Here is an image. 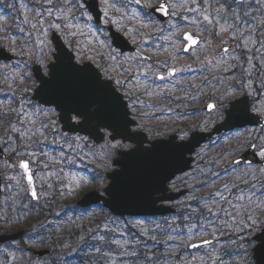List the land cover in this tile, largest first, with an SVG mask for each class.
<instances>
[{"label":"snow or ice","instance_id":"1","mask_svg":"<svg viewBox=\"0 0 264 264\" xmlns=\"http://www.w3.org/2000/svg\"><path fill=\"white\" fill-rule=\"evenodd\" d=\"M101 2L104 5L103 15L106 20L110 19V10L121 11L114 0H101ZM134 2L137 5L141 4V0H134ZM190 3L195 7L188 6L189 0H184V3L179 5L185 11L196 14L191 18L184 16V21L189 24L206 23L211 25L214 34L222 37L218 48L219 58L201 61L204 65L200 69V76L203 77L201 85L203 87L222 86L223 80L227 79L224 74L235 78L234 69H241L238 85H233L231 92L226 88L224 92L220 93L217 103L206 106L208 111L223 115L220 113L223 100L236 93H242L243 98L232 103L231 111L227 113L228 120L256 118L258 122L259 117L264 116V78H261L264 77V0H231V3L229 0H218L219 6L213 9L214 15L208 12V9L212 7L209 0H190ZM8 7L16 9L17 0H12ZM122 7H127V3L122 4ZM21 9L34 14L32 17L34 23H31V28L39 33L40 38L33 40V33L26 31L24 27H19V34H26L29 43L39 49L41 56L48 48L49 40L45 38L49 36V33L53 36L63 33L70 38V43L75 42L72 38L84 36L85 30L92 36H96V32L92 31L88 23H85L83 28L80 26L81 20L90 21L93 18L88 9L87 0H31V3L19 0L17 11ZM152 10L164 16L177 15L176 6L170 7L167 0L153 6ZM124 14L121 13V15ZM201 14L202 20L200 19ZM133 18H135V13H133ZM0 20H3V16H0ZM21 23L29 24V18L25 16ZM241 25L244 27L241 28ZM146 26L141 25V27ZM8 31V28L0 26V32ZM16 35L13 33L12 37H0V39L9 41L7 49L0 46V60L4 61L3 64H0V68L12 70L11 75L0 73L3 76L4 84L9 88L28 80V72H22V74L15 72L16 69L21 68L23 60L16 61L14 64L10 63L13 57H31L33 54L31 50H28V45L19 46V52L17 51ZM225 36L232 40L235 46L229 45L227 39H223ZM182 40L185 42L181 49L183 52H188L201 42L198 34L194 37L190 32L184 33ZM48 50L52 51L50 48ZM6 52L11 54L7 55ZM111 59L115 61L119 57L113 55ZM139 59L149 58L139 57ZM54 60L55 62L51 65L44 63L43 60L34 61L38 65L35 72L36 79L39 81V85L34 90L17 89L19 95L16 92L5 93L4 99L10 101L7 105H4L3 100H0V125L7 122L5 132L0 134V154L6 147L13 155L37 156L35 149L32 151L26 149L33 148V145H47V137L51 135L53 137L52 144L59 149L62 161L74 164L76 160L83 159L80 149L87 143L88 137L100 136L103 138L106 135L110 141L105 145L109 154L113 150L122 147L131 148V145L135 144L138 147L131 148L127 155L134 156L138 152L150 155L157 146L144 147V138L140 135L142 126L136 122L137 117L131 115L130 109L139 112L142 107H153V105H144L140 99L141 95L167 98L164 92L150 91L149 86L154 84L155 80H168L175 87L176 81L172 78L178 72L193 71L191 68L177 69L174 66H167V74L164 75L153 70L151 65H144L143 67L147 71L129 72L122 69L131 75L132 79L121 80L107 75L102 78L101 74L95 71L92 66L87 63H79L77 56L70 52L54 53ZM23 68L31 71L27 63H23ZM42 68L43 71H41ZM206 70L207 75L205 74ZM104 71L107 72L108 69H104ZM254 72L258 74L256 86L252 79ZM149 73L152 75L150 76ZM141 80H143V84ZM129 84L132 85L131 89L127 88ZM156 87H160V85H156ZM193 87H197L198 90L200 88L196 85ZM121 89L124 91L121 92ZM165 89L167 90V86ZM189 98L197 99L195 96L186 95L183 97V99ZM249 98L255 103H251ZM176 99L181 98L177 97ZM12 116L22 128L16 127L15 123L8 119ZM53 117L63 119L66 125L64 131L57 128V120ZM139 118L143 119L144 113H139ZM69 131L73 133L71 137L68 135ZM80 132L86 135L80 136L78 134ZM38 135L39 138H37ZM179 139L183 140L184 137L181 136ZM17 140L20 141L19 144ZM25 141H32V143L28 144ZM121 141L129 143L123 145ZM174 147L183 149L187 146L176 144ZM17 148H22V151L17 152ZM188 150L191 151V149ZM40 154L47 155L46 152ZM121 154L123 155V153ZM258 155L264 158V145L260 146ZM231 163L233 165L244 164L241 179L247 186L246 190L238 183L232 184L231 187L224 184L222 190L209 194L210 204L205 203L202 208H193L190 204H186L181 212L182 219L174 216L171 220L163 222L154 220L152 221L154 227L151 228L143 227L141 221L132 222L131 227L138 228L139 231L128 232L127 239L123 229L117 231L116 228L104 227L101 229L98 227L96 231L99 234L92 237L96 243L91 245V249L96 254V264H113L111 259L113 252L124 258L122 264H127L129 259L131 264H159L161 257L157 255V246L161 243L158 240L161 234H167V239L163 241L165 246L169 244V241L175 240L177 241L175 246L183 248L185 252L188 249L212 246L213 240L219 239L218 234L220 236L227 234L228 240L232 243L235 242L232 239L233 236H237L242 241L240 244L242 252L238 254L244 257V264H248L246 258L248 247L252 244H255L253 257L256 264H264V167L249 171L253 168V164L252 161H246V158L233 159ZM8 167H19L23 170L27 181L24 191L31 197V200L38 201L41 194H38L34 185L29 161L21 160L17 165L9 164ZM215 175L218 177L219 173ZM9 179H15V177ZM201 183L208 186L207 181ZM6 187L10 186L6 185ZM105 195L112 196V192L106 190ZM178 219H180L182 227L174 226ZM124 227L125 229L128 227V222ZM257 228L260 229V233L253 236L252 234L256 232ZM204 232H207L211 238H204L202 236ZM105 233H113V235L108 236ZM117 235L119 239L116 238ZM182 237H186V239H181ZM194 237L199 238L200 242H192ZM148 241L152 243L149 244ZM113 245L116 247L113 248ZM79 251H83V249H79ZM66 255L71 256L72 252L70 251ZM180 255L183 256V253ZM207 255L208 260H205L203 255H192L190 259L184 260L183 264H209V261L210 264H232L233 253L229 249H224L222 254H215V248H213V252ZM168 256L175 258L176 253L169 252ZM225 257L229 259L226 260ZM64 264H68L67 260Z\"/></svg>","mask_w":264,"mask_h":264},{"label":"rangeland","instance_id":"2","mask_svg":"<svg viewBox=\"0 0 264 264\" xmlns=\"http://www.w3.org/2000/svg\"><path fill=\"white\" fill-rule=\"evenodd\" d=\"M99 1L103 12L104 5L101 0ZM142 1H144L147 6L151 7L159 3L160 0ZM11 2L12 0H0V5H2V7H0V16H3V20H0V26L9 29L8 32H0V37H12L13 33H16L17 51L19 52V46L28 45V50H31L33 54L31 57L24 56L23 58L15 56L16 59L10 63L14 64L16 61L23 60V63H27L30 69L32 68V65L35 64L34 61L37 60H43L44 63L49 64L54 60L53 54L55 52L54 45L51 42V33H49V36L45 39L49 40L48 48L52 49V51H49L48 48H46L41 56L39 54V49L35 45L29 43L26 34H19V27H24L26 31H31L33 33V40H38L40 38L39 33L31 28V23H34V20L32 19L34 14L23 9L17 11V9H19V0H17L16 9L8 7V4ZM24 2L31 3V0H24ZM209 2L212 7L208 9V12L214 15L213 9L219 6L218 0H209ZM125 3H127L126 9L118 7L121 9L120 12H116L114 9L109 11V20H106L103 15V24L101 25H95L93 20L80 21L81 28H83L85 23H88L91 26L92 31L96 32V36H92L91 33H88L87 30H85L84 36L72 38L75 42L70 43V38L66 37L63 33H58L69 49L74 52L75 56H77L79 63L90 61L102 69V63L110 62L114 64V66L112 69L109 68L105 73L109 75L111 72V75H118L122 78H126L128 75L127 72L124 73V71H122V64H128L126 70L129 72V69L131 68H138L139 70H142L139 66L141 65L140 63L135 65L134 60L128 58L134 57L133 55H117L118 51H116L117 49L112 46L111 39L105 27L108 24H112L125 36L133 37L135 40L145 37L149 33L153 34V31H159V27H154V24L152 27L149 26V22L145 20L142 13H137L134 9L129 7L130 5H128V2ZM181 3H184V0H169L170 7L175 5L177 12V15L171 16V19H178L181 17V20L184 21V16L191 18L196 15L180 8L179 5ZM229 3H231V0H229ZM188 6L195 7V5L190 3V0ZM121 13L125 14L121 15ZM133 13H135V18H133ZM25 16L29 18V24L21 23ZM200 19L202 20V14L200 15ZM221 23H223V21H221ZM142 24L147 26L141 27ZM242 26L243 25H241V28ZM187 30L191 31L195 35L198 34L202 38L203 42L200 44L198 49L189 53V55L184 56L183 51L181 50L183 45L182 40L178 39L181 46L179 51L180 55L175 53L177 48L175 50H167L166 47H162L160 50L166 52L163 54H167L168 51L174 52L175 54L170 59L173 63L177 62L183 69H193V72L197 73V78L195 80L193 78V84L198 86L203 79V77L200 76V69L204 67L201 61L219 58L220 53L218 52V48L221 44L222 37L214 34V30L211 25H207L206 23L189 24L188 22H186L185 26L180 28L178 32L173 34V36L179 38L182 36L183 32ZM223 39H227L228 44L233 42L226 36L223 37ZM8 45V40L0 39V46L7 49ZM113 55H117L119 59L115 61L112 60L111 56ZM163 56L164 58L166 57L165 55ZM89 57H91V59H89ZM23 63L21 64V68L16 69L15 72L17 74L28 72V80L19 82L17 85L9 88L6 84H4L3 76L0 75V100H3L4 105L10 103L9 100L4 99L5 93L16 92V94L19 95L17 89L29 88L30 90H34L37 86V82L33 78L32 69L31 71L24 69ZM0 64H3V62H0ZM103 69L105 68L103 67ZM138 69L136 72H138ZM234 71L236 73L235 78L231 75L224 74L227 76V79L223 80L222 86L216 85L215 87H203L201 85L199 90L197 87L190 89L185 83H182L184 80H179L177 82L178 84H175V87L171 84L167 90L162 86L156 87L157 82L155 81L154 84L149 86L150 91L164 92L167 98L142 95V103L144 105H153V107H142L139 109V112L134 110L136 113H144V118H139V124L142 126L141 130L145 131L151 140L175 136L177 141L181 140L179 139L181 136L184 137L183 140L188 139L190 133L195 130H211L217 123L221 122L225 118V110L228 108L229 102L243 95L242 93H236L235 95L224 99L223 107L220 108V113H223V115L212 112L208 113L203 109V106L207 104L208 101L212 100L217 102V97L220 93L224 92L226 88L229 92H231L232 86L238 85L241 69L237 68L234 69ZM0 73L11 75L12 70L0 68ZM205 74H208L207 70ZM257 75L258 74L254 72L252 77L254 86L258 84ZM187 81L191 82V78H188ZM141 83H144L143 80H141ZM213 84H215V82H213ZM181 85H183L182 88L180 87ZM186 95L189 97L195 96L197 99L193 100L191 104V98L183 99ZM177 97H180L181 99H176ZM253 103H255L254 100ZM10 118H12L11 121L15 123L16 127L22 128L19 123L15 122L14 116ZM53 118L57 120V128L61 130L58 117ZM6 127V122L0 125V134L5 132ZM68 135L70 137L72 136V134ZM37 138H39V135ZM57 139L59 138L57 137ZM47 140V145H33V148L26 149L27 151H32L33 149L36 150L37 156L33 157L26 155H13L6 147H4L6 152L9 154V158L0 160V171L4 178L3 195L0 201V225L8 223L9 220H12V222L8 223V225H16V228L25 229L28 225V218L25 213L31 210L32 201L24 191L27 186L18 168L8 167L9 164L15 166L20 159H27L30 161L36 185L38 187L39 194H41L40 201L43 202L45 208H52L51 211L54 215L52 224L55 226V230L57 231L58 236L62 239L63 244L62 246L60 245L57 247L55 251L52 250L50 255L36 258L27 252L25 247L32 246L35 248H47V246L41 245L40 241L42 240V237L37 238V236L35 237L33 233H30L31 235L27 234L22 241H16L0 247V264H53L50 259L58 258L63 255L69 257L66 254L70 251L72 252L71 256H73V253L80 249L81 244H95L96 241L93 240L92 237L99 234L96 231L98 227L101 229L104 227L116 228L117 231L123 229L126 232L125 238L127 239V233L134 232L133 230L135 229L131 227L132 222L141 221L143 227L150 226L148 223L149 221L143 218L131 219L124 217L125 219H123L122 217L108 215L105 211H103L104 208L101 206L89 208L88 210L83 211L80 210L81 208L77 205V201L89 191L96 190L101 194H104L103 191L109 183V179L106 174L107 172L114 170L113 159L117 156L119 149L124 150L129 149L130 147H122L113 150L109 154L108 148L105 147V145L110 143L108 139L100 145H95L88 139L87 143L82 145L80 149L83 153V159H78L74 164H70L66 161H62L59 149L52 144L53 137L48 135ZM17 143L19 144L20 141L17 140ZM25 143L31 144L32 141H25ZM121 144L127 145L128 143H123L121 141ZM252 144H256L257 147L264 145V128L249 127L232 131L230 133H222L217 137H214L207 144H204L194 155L195 162L192 170L177 177L172 183H170V187L174 191H178L183 188L193 189L192 192L179 201V204L188 201L200 193H214L217 190H222V185L224 184H228L229 187H231L234 183L239 184L242 180L241 177L244 172V168L233 167L231 161L236 159ZM21 151L22 148H17V152ZM41 152H46L47 155H41ZM257 168L259 167L253 166V168L249 171H254ZM229 169H231V172L227 171ZM216 173H219L218 177L215 175ZM11 177H15V179H9ZM228 179L230 180V183H228ZM202 181H208L210 184L205 186V188H197L201 186ZM213 181H215V183H213ZM6 185L10 187H6ZM14 204L18 209L24 212L23 216L17 215L15 209L13 210V214L9 215V210H11V207ZM25 205L27 206L25 207ZM14 221L15 223H13ZM126 222H128V227L125 229L124 226ZM48 230L49 228L45 226L42 231L49 233ZM253 234H255V232ZM105 235L112 236L113 233H105ZM223 236H227V234ZM203 237L207 238L208 235H204ZM219 237L221 236L219 235ZM116 238L119 239V236L117 235ZM236 239L241 242L239 237L234 236L233 240L235 241ZM197 240H199V238L194 237L192 242ZM215 244L218 243L216 242ZM68 246L71 247L69 248ZM115 247L116 246L113 245V248ZM210 250V247H202L194 251V253L197 256H204V254ZM114 255L115 252H113L111 259H113ZM86 264H96V260L94 259V262L87 261Z\"/></svg>","mask_w":264,"mask_h":264},{"label":"water","instance_id":"3","mask_svg":"<svg viewBox=\"0 0 264 264\" xmlns=\"http://www.w3.org/2000/svg\"><path fill=\"white\" fill-rule=\"evenodd\" d=\"M87 3L88 9L93 14L95 22L100 23L102 21V12L99 7V1L87 0ZM150 11L153 12L152 9ZM154 13L162 21H165L169 18V16H164L159 12ZM109 30L113 39V44L116 47L120 48L123 52L134 49L130 42L121 33L115 31L112 26L109 27ZM52 41L55 45L56 53L70 52L74 55V53L68 49L58 33L55 36L52 35ZM5 54L10 55L11 53L6 52ZM86 63L92 66L95 71L99 72L91 62ZM37 67L38 65L34 66L35 77V69ZM242 98L243 96L230 103V107L226 111L225 120L222 123L216 125L211 132H194L188 141H177L175 136L151 141L147 138L144 132H140V135L144 138V147H150L152 145L157 146L153 153L146 155L143 152H138L134 156H129L127 153L131 149L118 151V156L114 160V166L117 168L114 171L108 173L107 176L110 179V182L104 189V193L106 190L111 191L112 196L101 194L96 190H92L82 196V198L78 201V205L81 207H89L95 206L102 202L104 207H106L116 216H154L166 215L176 212L175 208L170 205H166L165 203L174 202L175 200L187 194L188 190L182 189L178 192H171L168 187V183L177 175L185 173L192 168L194 158L189 155H193L198 147L205 143L214 134L220 133L222 131H230L235 128H243L246 126L264 127V119L262 116L259 117L258 122L256 118H253L252 120H228L227 113L231 111L232 103L239 101ZM213 103L214 102H211L210 104ZM241 108H243V105H241ZM59 120L62 124V130L64 131L66 129V125L62 118H59ZM226 124L227 126H224ZM80 133L85 134L83 132ZM90 138L96 143H100L104 140L105 136H103V138L100 136ZM176 144H184L187 147L183 149H177L174 147ZM135 147H138V145H135L133 148ZM188 149H191V151ZM121 153H123V155ZM258 153L259 150H256V145L255 147L252 145L239 159L246 158V161H252V164H261L264 166V163H262L264 162V158L260 157ZM6 156L7 155L3 150L2 154H0V159H4ZM33 181L38 192L34 176ZM1 193L2 176L0 174V198ZM97 193H99V195H97ZM24 233V230H18L12 233H0V244L7 243L9 241H15L23 236ZM259 233L260 232L257 234ZM28 250L36 257H43L51 254V250L49 249L28 248ZM254 264H256V262Z\"/></svg>","mask_w":264,"mask_h":264},{"label":"trees","instance_id":"4","mask_svg":"<svg viewBox=\"0 0 264 264\" xmlns=\"http://www.w3.org/2000/svg\"><path fill=\"white\" fill-rule=\"evenodd\" d=\"M0 7H2V6L0 5ZM8 119L10 121L12 120V118H10V117ZM239 184L242 188H245V190L247 189V186L245 184H243L242 180L239 182ZM207 185H208V181H207ZM197 188H205V186L203 184H201V186L197 187ZM190 191L192 192L193 189H190ZM233 191H235V189H233ZM210 193H213V192L200 193V194L194 196L193 198L189 199L188 201L178 205L179 210H178V213L175 215V217H180V219H182L181 212L183 211L186 204H190L193 208H196V207L202 208L205 203L210 204L211 203L210 198H209ZM224 207H227V205H224ZM77 208L80 209L79 207H77ZM14 209L16 210L17 215H22V216L24 215V212H22L20 209H18L15 204L12 205V207H11L12 211L9 210V215L13 214ZM30 209H31L30 211L25 213L27 215V218H28V225L26 227V234L31 235L30 233H33V235L35 237L37 236V238L42 237V240L40 241L41 245H46L47 248H51L54 251L60 245L62 246V244H63L62 239L60 238V236H58L57 231L55 230V226L52 224V220L54 219V215L52 214V211H51L52 208L51 209L45 208V206L43 205V202L38 201L37 203L31 202V208ZM80 210L86 211L88 209H82L81 208ZM103 211H105L108 215H111L107 210L103 209ZM172 217H174V216L147 218L146 220L149 221L148 222L150 224L149 228H151V227H154V225L152 224V221L155 220V221L163 222L165 220H171ZM123 219H125V218H123ZM180 219H178L176 221V224L174 226L182 227V224L180 223ZM225 219H227V218H225ZM11 222H12V220H9L8 223H11ZM8 223H6L4 225H0V232H9L11 230L16 229V227H17L16 225H13V224L8 225ZM13 223H15V221ZM45 226H47L49 228V230H48L49 233H45L42 231L45 228ZM130 230H131V228H130ZM133 231L138 232L139 229L135 228ZM204 235H208V233L207 232L202 233V236H204ZM166 239H167V234H161L158 237V240L161 241V243L157 246V248H158L157 255H159L161 257L159 264H183L184 260L190 259L192 255H195L194 252H191L189 250H187V252H185L183 248H177L175 246L177 241H175V240L169 241V244L167 246H165L163 241ZM181 239H186V237H182ZM216 242L218 244H213L212 246H210L211 250L208 251L206 254H204L205 260H208L207 254L212 253L213 248H215V254H222L224 249H229L233 253V256L231 257L232 264H244V257L238 254V253L242 252V249L240 248V244L242 243V241L239 242L236 239L235 242L232 243V242L228 241L227 236H221V237H219L218 240H216ZM148 243L151 244L152 242L148 241ZM81 245H80V249H83V251L77 250L73 253L74 254L73 256H69V257H66L65 255H63V256H59L58 258H52V259H50L51 262L53 264H64L65 260H67L68 264H86L87 261L94 262L96 254L94 253V250L91 249V244H87V245L81 244ZM140 247L142 248L143 246L141 245ZM252 248H253V244L248 247V253H247V257H246L248 264H253ZM169 252H175L176 257L175 258L169 257L168 256ZM181 253H183V256L180 255ZM149 255H151V253H149ZM123 259H124L123 257L116 256V253H115V255L112 259V262H113V264H122ZM225 259L228 260L229 258L225 257ZM127 264H131L130 259L128 260ZM209 264H210V261H209Z\"/></svg>","mask_w":264,"mask_h":264},{"label":"flooded vegetation","instance_id":"5","mask_svg":"<svg viewBox=\"0 0 264 264\" xmlns=\"http://www.w3.org/2000/svg\"><path fill=\"white\" fill-rule=\"evenodd\" d=\"M161 1H163V0H160L159 3ZM123 2H128V5H130L129 7L134 9V11H136L137 13H142V15L145 18V20L147 22H149V26L152 27V25L154 24L155 25L154 27H159V31H157V30L153 31L152 32L153 34L149 33L147 36L141 37L138 40H135L133 37H127L126 36L128 38V40L130 41L131 45L135 48V50L122 52V51H120L119 49H117V48H115L113 46L115 49H117L116 51H118L117 55H119V56L133 55L134 57H128V58L129 59H133L135 65L138 64V63L141 64L139 66L141 67L142 70H139L138 68H131V69H129L130 72H136L137 69H138V72L139 71H147V69L145 67H143L144 65H151L153 70H155L159 74H164V75L167 74V66H172L173 65L177 69H183V68H181L179 66V64L177 62L173 63V61H171L170 59L175 53L180 55L179 51H180V47L181 46H180V41H178V39L182 40V36H183V34L186 31L183 32L182 36H180L179 38L174 37L173 34L178 32L180 28L185 26L186 22L181 20V17L178 18V19H171V17H170V19L167 20V21H161L154 14L149 13L148 10L142 8L140 5H137L134 2V0H130V2H129V0H124ZM142 2L148 8H152L153 6L159 4V3H157V4L149 7V6H147V4L144 1H142ZM167 2L169 4V0H167ZM169 6H170V4H169ZM137 21H139V20H137ZM187 31H189V30H187ZM202 42L203 41L201 40L200 44H202ZM182 43H183V45H182L181 48L184 47L185 42L182 40ZM200 44L198 46L192 48L189 52H183V55L184 56L189 55V53H192L193 51L198 49ZM162 47H166L167 50H175L177 48V51L175 50V53L172 52V51H168L167 54H163V53H166V52L160 50ZM163 55H165L166 57L164 58ZM139 57H148L149 59L140 60ZM122 58H120V59H122ZM113 66H114V64H112L110 62H104V63H102V66H101L102 69H100L98 66H96V67L101 72L103 78L107 75V76H112V77H114L116 79H121V80L132 79V76L129 75V74L127 75L126 78H122V77H120L118 75H111V72H110L109 75L106 74L104 69H103V67L105 69H109V68L112 69ZM127 66H128L127 63L126 64H122V68L123 69H126ZM149 75L151 76L152 73H149ZM188 78H191V82L187 81ZM193 78H194V80L197 78V73H195L193 71H191V72L183 71V72H178L177 75L174 78H172V79H174L176 81V84H178L177 82L179 80H184V82H182L183 84L185 83L190 89H194V87H193L194 86ZM155 81L157 82V85H160L163 88H165V86H167V88H168L171 85V83H169L168 80H164V81L155 80ZM200 86H201V83H200ZM127 88L131 89L132 85L129 84L127 86ZM120 91L123 92L124 89H121ZM141 97H142V95L140 96V99H141ZM192 102H193V100L191 99L190 103L192 104ZM130 111H131V115L132 116L137 117L136 121L139 124L140 123L139 116H138L139 113H136V111L131 110V109H130ZM131 147H132V145H131ZM8 158H9V155H8L7 159ZM17 163H16V165H17ZM21 174H22V172H21ZM22 176H23V174H22Z\"/></svg>","mask_w":264,"mask_h":264}]
</instances>
